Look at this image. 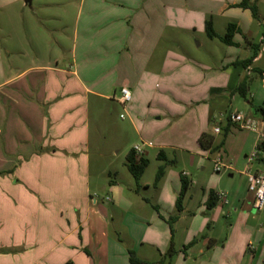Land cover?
<instances>
[{"label": "crops", "instance_id": "obj_1", "mask_svg": "<svg viewBox=\"0 0 264 264\" xmlns=\"http://www.w3.org/2000/svg\"><path fill=\"white\" fill-rule=\"evenodd\" d=\"M239 2L0 0V264H132L129 251L137 264H158L170 246L173 264H264V205L254 213L247 188V173H264V14L254 18ZM36 8L57 22L66 43L41 49ZM207 20L218 36L236 24L234 44L209 38ZM252 48L255 57L242 65ZM123 86L132 93L125 112L142 144L159 150L157 161L175 162L168 149L189 155L190 166L204 158L222 163L221 153L230 160L212 184L183 172L177 212L180 182L165 193L163 165L155 185L168 211L147 220L126 210L125 234L116 232L114 211L90 203L88 182L90 111L100 114L106 101L121 105ZM236 112L256 122L249 140L229 121ZM163 117L178 143L154 141ZM251 149L255 160L238 162ZM109 186V202H122L123 190ZM210 194L216 203L209 208Z\"/></svg>", "mask_w": 264, "mask_h": 264}, {"label": "rangeland", "instance_id": "obj_2", "mask_svg": "<svg viewBox=\"0 0 264 264\" xmlns=\"http://www.w3.org/2000/svg\"><path fill=\"white\" fill-rule=\"evenodd\" d=\"M256 3V7L258 9L257 11L261 14H264V4L261 2ZM32 12H34L33 16L35 22H37V25H39L38 30L40 32V36H45L42 37L44 39L39 42L41 49H45V47L49 48L56 46L57 42L60 44L62 42V45L63 43H66L58 30L57 22L53 24L52 22H49L50 19L43 18L42 11L37 10V8L34 11H30V13ZM68 15L70 18L72 16L71 12ZM72 18L73 17H71V19ZM53 26L54 29H52ZM7 30L8 35H15L14 28L8 27ZM1 34L2 33L0 31V48L5 45ZM13 39L14 38L10 37L11 43L9 45L12 47L14 45ZM215 42L217 41H214V43ZM190 45L192 46L191 42ZM100 109L102 110L100 114L96 113L95 110L92 109L90 111L89 118L88 182L91 193L90 203L93 205L92 200L95 199L98 205L97 207L103 212L105 210L109 213L113 211L115 212L116 216H118V218H116L117 223L115 224L116 232H122L125 234V228L128 227V223L125 221L127 224L126 225L122 221V217L126 210H131L147 220H149V218L153 215L156 217L157 210L168 211V204L159 198V195L161 194L160 192L162 191V186L160 185L157 187V185H155V175L160 166H165V193L171 191V194L173 195V181L177 179L180 182V190L178 194L175 195V200L172 203V208L176 212V199L182 189L181 174L183 172L187 174V177L190 180H202L206 183V185L212 184L215 177L219 176V174H216L213 169L212 160L204 158L201 160V162L196 161L193 166H190L189 155L170 149L164 150L166 152L167 160H175V162H168L166 164L165 161H157L156 154L159 150L148 148L146 145L142 144L139 133L133 128L128 114L124 111L121 105L106 101L105 103L101 104ZM120 114L124 116L123 119L120 118ZM150 119L157 122L155 116H152ZM168 121V117H163L159 126V128H161L159 131L161 132L159 133V140L157 136H155L157 139L154 141L178 143V139L173 137V135L177 134V132L175 131V133L169 129ZM136 124L141 130L143 122H137ZM147 131H150L149 128L145 130V133ZM251 132L252 131L248 129H240V131H236V134L239 137H244L249 140V136L252 135ZM135 145L139 146L141 151L148 152V154L145 155H138H142L149 161L148 167L145 169L144 174L142 175V178L138 184L126 167L127 155L132 150V148L135 147ZM252 150L253 149H251L247 154H250ZM240 157L238 158V162L241 159L246 163V159L243 157V154ZM218 158L221 159L222 163L224 164L230 163V160H226V154L224 153H221ZM233 164L235 167H237L235 162H233ZM221 173H223V171H221ZM235 176L237 175L235 174ZM112 181H115L124 193L123 198H125L119 204H116V202L114 203L112 201L109 202L108 200V190L110 189L109 184H111ZM225 181L227 182V180ZM191 192H193V190ZM130 201L132 203L131 205ZM176 212L174 214H176ZM255 212L256 209H254V213ZM171 216H168L167 221H169ZM190 222L191 217L188 216L183 221L181 228L183 229L185 226H189ZM170 225L171 222L165 225V228L168 229V231ZM205 231L207 232V229ZM170 258L171 257L166 255L165 259L162 261L161 258L158 264H173L174 258Z\"/></svg>", "mask_w": 264, "mask_h": 264}, {"label": "trees", "instance_id": "obj_3", "mask_svg": "<svg viewBox=\"0 0 264 264\" xmlns=\"http://www.w3.org/2000/svg\"><path fill=\"white\" fill-rule=\"evenodd\" d=\"M237 6L244 8V9H249L252 16L254 18L257 17L256 1L240 0V2L237 4ZM205 32L209 38H218L222 43H224L226 45H233L234 42H232V38H233L235 33L240 32V31H239L238 27L236 26V24L229 23L227 25L225 34L222 36H218L212 27L211 20H207L205 23ZM256 53H257V50L255 48H252V53H251L250 57L243 60L241 62L242 65L246 66L247 64H249L252 61V59L255 57ZM260 109H261V111H263L262 108H260ZM204 138H206L205 135H202L199 138V144L202 147L206 146L203 142ZM208 141H210V139H208ZM148 163H149L148 159L143 157L142 155L136 154L134 149H132L128 153L127 158H126V167H127L128 171L130 172V174L133 176V178L137 184L139 183L140 177L142 176L144 170L148 166ZM163 173H164V166H160L157 170L156 175H155V184L159 181V179L161 178ZM186 188H187V183L185 181H182V189H181V191H180V193L176 199V207H177L178 211L181 209L182 199H183V196L185 194ZM215 203L216 202L214 200L213 194H210L208 202H207V207H209V208L213 207V205H215ZM174 218H176V216L172 217V220ZM174 252H175L174 248L172 246H170V248L167 251V256L172 257ZM129 260L132 264H137L140 262V260H138L135 257L133 251H129Z\"/></svg>", "mask_w": 264, "mask_h": 264}, {"label": "built area", "instance_id": "obj_4", "mask_svg": "<svg viewBox=\"0 0 264 264\" xmlns=\"http://www.w3.org/2000/svg\"><path fill=\"white\" fill-rule=\"evenodd\" d=\"M132 97L131 90L123 86L119 90V97L118 102L123 107L124 111H126L127 105L130 103ZM124 116L121 114L120 118H123ZM229 121L236 126H238L240 129H249L253 130L256 129V122L248 117L247 115L243 113H231L229 115ZM214 132H218V127L213 128ZM134 151L136 153L141 154V150L139 146L134 147ZM256 158V151L251 152L246 156V160L248 162L254 161ZM222 163L216 159L213 164V169L216 172H219L222 168ZM247 188L248 191L253 194V207L256 210H261L264 205V173H247ZM217 196L221 199L222 203H226V197L224 192H219Z\"/></svg>", "mask_w": 264, "mask_h": 264}]
</instances>
